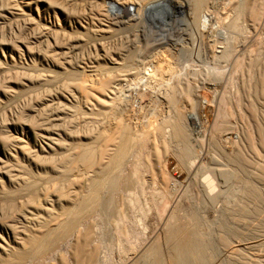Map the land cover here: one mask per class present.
Here are the masks:
<instances>
[{
    "label": "rangeland",
    "instance_id": "obj_1",
    "mask_svg": "<svg viewBox=\"0 0 264 264\" xmlns=\"http://www.w3.org/2000/svg\"><path fill=\"white\" fill-rule=\"evenodd\" d=\"M135 1L0 0V147L11 146L9 126L28 127L30 122L40 133L47 126L55 143L61 141L54 152L36 157L38 162L19 154L21 163L17 164L0 155V178L6 185L0 188V222L24 238L22 231L30 232L32 223L24 222L20 214L29 205V197H37L45 186L55 192L58 189L63 201L43 213L36 228L43 230L23 249L31 248L34 258L48 252L47 241L58 244L51 257L54 253L67 254L68 241L79 229L80 239L98 245L87 248L91 255L86 250L82 256L92 260L99 248L100 257H93L99 264L105 257V264L121 263L131 242L140 247L158 240L161 245L154 244L152 253L167 256L169 238L180 242L197 239L202 244L210 238V226L218 223L223 224L231 242L242 253L247 247L246 254L252 257L251 252L260 249L258 243L264 244L260 231L264 182L255 176L253 157L255 152L264 153L260 145H251L243 128L255 133L257 125L251 116H259L257 122L264 125V103H259L262 92L264 96V0H239L237 7V0H200L203 5L194 12L197 29L193 18L185 20L179 13V20L166 16L160 25L156 23L162 16L149 20L143 8L158 0H139L142 4L135 17L119 16L111 6L114 2L130 8L137 5ZM205 13L222 16L219 27L202 29L201 15ZM166 22L173 28L161 31ZM27 44L30 53L23 49ZM224 50L229 52L226 57ZM194 67L200 72L197 80L190 77ZM106 81V89L109 86L122 100L125 90L130 89L141 98L138 109L132 102L134 97L124 98L122 108L132 116H123L117 137L112 135L117 127L115 105L99 103L101 98L110 100L107 91L100 92ZM186 82L191 84L188 98ZM225 93L231 127L222 120L220 101ZM195 113L200 120L197 126L189 119ZM177 118L182 121L180 136L175 126ZM105 134L111 136L103 139ZM99 146L110 148L105 159ZM87 149H95L92 167L82 166L76 156ZM261 158L259 162L264 160ZM13 166L18 171L11 169ZM40 166L42 173L47 171L43 178L36 176L35 167ZM16 175H27L38 182L29 190L18 191L13 183ZM206 178L215 184L213 201L204 194ZM164 188L170 194L167 199L161 196ZM32 189L37 192L31 195ZM64 214L70 215L67 221ZM57 219L63 220L62 229L53 225ZM212 238L220 239L219 235ZM37 241L47 249H34ZM59 241L62 244L57 247ZM33 257L24 264L52 262L46 257ZM85 259V264L95 260L86 263ZM167 262L162 259L163 264Z\"/></svg>",
    "mask_w": 264,
    "mask_h": 264
},
{
    "label": "bare ground",
    "instance_id": "obj_2",
    "mask_svg": "<svg viewBox=\"0 0 264 264\" xmlns=\"http://www.w3.org/2000/svg\"><path fill=\"white\" fill-rule=\"evenodd\" d=\"M135 1V0H134ZM138 2L137 5H133L131 6L130 8H127L124 6V5H121V4H117V3H112V9L117 13L119 14V16H127V15H130V16H134V15H137L139 12H140V3L142 4L141 1L137 0ZM156 1V0H155ZM133 2V1H132ZM185 3H179L177 0H158L157 2H155L154 4H147L145 5V7L143 8V11L146 15L147 18H149V20H151L152 18L153 19H157L155 18V16H162L158 19L159 22L156 23V25H160L163 21H165V17L166 16H169L170 18H176L179 20V16L176 14H180L182 15V18H185V20H187V18H193L194 22H195V29H197V26L199 27V24L197 23V18L198 16H195V11L197 10L199 12V10L201 9V5H203V3L199 0H185L184 1ZM236 2V0H235ZM134 3V2H133ZM153 3V2H152ZM240 5V2L239 0H237L235 6H239ZM164 7V9L162 8V10L160 9L161 7ZM139 8V9H138ZM159 8V9H158ZM142 9V8H141ZM159 10V11H158ZM1 11L3 10H0V14H1ZM104 11V10H103ZM196 11V12H197ZM103 13V12H102ZM105 13V11H104ZM194 15V16H191V15ZM197 14V13H196ZM135 17V16H134ZM201 27L202 29H213V28H217L219 27V25L221 24L220 22L222 21V16H213L212 14L210 13H205V14H202L201 15ZM56 19V18H55ZM57 20V19H56ZM55 20V21H56ZM58 21V20H57ZM169 21V20H168ZM171 21V20H170ZM199 21V19H198ZM193 22V23H194ZM59 23V22H58ZM189 23V22H188ZM57 24V23H56ZM190 24V23H189ZM59 25V24H58ZM163 25V24H162ZM92 26V25H91ZM135 26V25H134ZM191 26V25H190ZM106 27V26H105ZM88 28V26H87ZM173 27H172V24L171 22L168 23H164L163 26H161L160 30L163 31V30H171ZM15 48H18L17 45H15ZM24 50L26 49V51L29 52V46L27 44V46L25 45V48H23ZM30 53V52H29ZM191 53V52H190ZM224 55L223 56H228V53L226 50L223 51ZM186 54V53H185ZM184 54V55H185ZM191 56V55H190ZM193 56V55H192ZM20 57V56H19ZM18 57V58H19ZM11 61H15L13 58L11 59ZM19 61V59H18ZM53 62H55L54 60H52ZM59 62V61H57ZM56 62V63H57ZM59 65V64H58ZM94 67V66H93ZM215 70L218 69V67H213ZM191 75L194 77L192 79H195L198 75H200V72H199V69L198 67H194V69L191 71L190 73V77ZM200 77V76H199ZM197 80V78H196ZM196 80H193V81H196ZM188 81V80H187ZM107 82V81H106ZM263 82V81H262ZM261 83V81H260ZM187 88H185V94L188 98V94L191 92L190 90H188V86H190L191 84L188 82L185 83ZM100 85V84H99ZM107 85H109V82L107 83H104V87L102 86L101 91H107V97L110 98V100L108 99H100L99 100V103L103 104L104 106H113L115 105V110H117V118H116V128H115V134H112L113 136L116 135L117 137V134L119 130H121V127H122V118L124 115L130 117L132 116V114L130 115L129 113H127V111L125 112V108H122L124 107L125 105V101H124V98H126L127 100L131 99V97H135V96H138V94H136V91L134 89H130L131 91H128V90H125V94L123 93L124 97H123V100L121 97H119V95L115 92L112 93V89H109V86H108V89L107 88ZM143 85V84H142ZM257 86H258V82H257ZM79 87V86H78ZM101 87V85L99 86ZM133 87H136V86H133ZM82 90V88H80ZM191 89V88H190ZM82 91H85V90H82ZM142 91V90H141ZM190 91V92H189ZM263 91V88H261V92ZM196 92V91H195ZM89 93H92L91 91ZM111 93L113 94L111 96ZM134 93V94H133ZM83 95V93H81ZM103 94V93H102ZM122 94V93H121ZM191 95V94H190ZM262 97H261V101H259L260 103V106H261V103H264V96H263V92H262ZM77 96V95H76ZM92 96V95H91ZM106 96V95H105ZM140 96V95H139ZM84 97V96H83ZM86 97V96H85ZM89 97V96H88ZM95 97V95H94ZM97 97V96H96ZM99 97V96H98ZM190 97V96H189ZM74 98V97H73ZM92 98V97H91ZM97 99V98H96ZM192 99V98H190ZM82 100V99H81ZM87 100V99H86ZM91 100V99H90ZM259 100H260V97H259ZM89 102V101H88ZM97 100H96V104H97ZM192 102V100L190 101ZM223 103V110H222V120L223 122H225L227 125H229L228 127H231V122L229 121V116L227 114V107H228V102H229V98L227 96V94H223L222 97H221V101ZM221 103V104H222ZM90 104V103H89ZM88 104V105H89ZM130 104V103H129ZM195 102L193 103L192 102V105L193 107L195 106L194 105ZM86 106V105H85ZM92 106V105H91ZM260 106H259V109H260ZM95 107V106H94ZM102 107V106H101ZM192 107V106H191ZM197 107V106H196ZM87 108V107H86ZM97 108V107H96ZM103 109V108H102ZM256 109V107L254 108ZM130 112V111H129ZM135 114V113H134ZM141 114V113H140ZM243 114V113H242ZM18 115V114H17ZM257 115V114H256ZM264 115V113H263ZM5 118V117H4ZM252 118V121H253V124L255 123V126L256 127V131L255 133H252L251 131L252 130H247L243 128V134L249 138L250 140V143L253 147H256V144L260 145L261 148L263 149V153H264V125L260 124L257 122V119L259 120L260 117L258 116V118L256 117H250ZM255 121H254V119ZM179 118H177V120L175 121V126H176V129H177V134L180 136L182 135L181 131L183 130V127H181V122L182 121H179L178 120ZM190 120H192L195 124V126L198 125L199 123V117L198 115H196V113L194 115H192L190 118ZM13 120V119H12ZM2 121V120H1ZM19 121V120H17ZM23 121V120H22ZM25 121V120H24ZM5 122V121H4ZM30 122V120H29ZM220 122V121H219ZM14 123V122H13ZM17 123V122H16ZM24 123V122H23ZM26 123V122H25ZM31 123V122H30ZM30 123L28 124V127H24V126H19L16 125V124H13L11 127L9 126V129H10V134H9V139L10 142L8 145L11 144L10 147H0V155H4V156H8L10 157L14 163H19V159H18V155L21 154L23 156H27L28 158H32L31 161L35 160L36 157H46L47 154L49 152H54L56 150V145H59L61 143L58 144L57 142L55 143V138L52 137L51 133L48 132L47 129V126L44 127V130L43 132H39V129H35L36 127H31L30 126ZM42 123V122H41ZM2 124V123H1ZM183 124V123H182ZM104 125V124H102ZM107 125V124H106ZM200 125V124H199ZM243 125V124H242ZM34 126V125H33ZM254 126V125H253ZM41 128V127H40ZM202 128V127H201ZM2 129L1 125H0V130ZM43 129V127H42ZM182 129V130H181ZM106 130V129H105ZM99 131V130H98ZM104 130H102L103 132ZM86 132V131H85ZM89 132V131H87ZM105 132V131H104ZM103 132V133H104ZM100 133V132H99ZM102 133V135H103ZM8 134V133H7ZM87 134V133H86ZM176 134V135H177ZM186 134V133H185ZM57 135V134H56ZM90 135V134H89ZM98 135V134H97ZM101 135V134H100ZM104 136V135H103ZM108 136H111V134H105V137H103V139L107 138ZM185 136V135H184ZM8 137V136H7ZM55 137V136H54ZM101 137V136H99ZM183 137V136H181ZM57 138V137H56ZM184 138V137H183ZM95 139V138H94ZM186 139V138H185ZM57 140V139H56ZM59 141V140H57ZM181 140H179L180 142ZM187 141V140H186ZM184 143V142H183ZM95 144V143H94ZM181 144H182V141H181ZM188 145V144H186ZM89 145H86L85 147H87ZM184 146V145H183ZM100 147V146H99ZM102 147V146H101ZM100 147V149H101ZM186 147V146H185ZM79 149V148H78ZM100 149L98 150V153L100 151ZM103 149V147H102ZM101 149V150H102ZM107 151H106V150ZM103 149V151L105 152V154L102 156V152L101 151V157L105 159V155H109V151H110V148H106ZM94 152H95V149H93ZM93 150L92 149H87V150H84L83 152H79L77 153V158H80V161H81V164H83L82 166L86 165V166H91V159H92V154H93ZM186 150V149H185ZM189 150V148H188ZM187 150V151H188ZM75 151V150H74ZM77 151V150H76ZM103 152V153H104ZM96 155V154H95ZM94 155V158H99V155L98 157H96ZM50 156V155H49ZM75 156V157H76ZM169 156V155H168ZM51 157V156H50ZM74 157V158H75ZM108 158V156H106ZM261 157H264V154H260V153H256L255 152V156L253 157L254 161H253V168L255 169L254 172L256 173V178L260 181H263L264 182V164H263V161L264 160H261L262 158ZM22 158V157H21ZM93 158V159H94ZM106 158V159H107ZM259 158H261L260 160L262 162H259ZM6 159V158H5ZM40 159V158H39ZM49 159V158H48ZM104 159H99V160H102V162H104ZM2 160V159H1ZM62 160V159H61ZM79 160V159H77ZM98 160V161H99ZM30 161V160H29ZM28 161V162H29ZM38 162V160H35ZM45 162V159L43 160ZM79 161V162H80ZM93 161H96L98 162L97 160H93ZM167 161V160H166ZM47 162V161H46ZM45 162V163H46ZM75 162V161H74ZM78 162V161H77ZM6 163V162H5ZM4 163V164H5ZM21 163V162H20ZM19 163V164H20ZM58 163V162H57ZM76 163V162H75ZM74 163V164H75ZM162 163V162H160ZM165 163V162H164ZM2 164V163H1ZM2 164V165H4ZM51 164V163H50ZM94 164V162H93ZM96 164V163H95ZM7 165V164H6ZM22 165V164H21ZM27 165V164H26ZM40 165V164H39ZM160 165V164H159ZM53 166V165H52ZM85 166V167H86ZM10 167V166H9ZM8 167V168H9ZM15 166L11 167V169H13ZM50 167V166H49ZM57 167V165H56ZM84 167V168H85ZM92 167V166H91ZM1 168V167H0ZM34 168V167H33ZM87 168V167H86ZM89 168V167H88ZM164 168V167H163ZM167 168V167H166ZM15 169L18 171L17 167H15ZM43 168H38V167H35V172H36V176H45L44 174H47L46 172L47 171H43L44 173H42V170ZM54 167H51V170H53ZM61 169V168H60ZM7 170V169H5ZM3 170V171H5ZM9 170V169H8ZM56 170V169H55ZM59 170V169H57ZM75 170V169H74ZM137 170V169H136ZM147 170V169H146ZM20 171H21V168H20ZM23 171V170H22ZM21 171V172H22ZM26 171V170H25ZM24 172V171H23ZM28 172V171H27ZM134 172V171H133ZM137 172V171H136ZM134 172V174L136 173ZM1 173H2V170H1ZM7 173V172H6ZM51 173V172H50ZM78 173V172H77ZM28 174V173H26ZM30 174V173H29ZM33 174V173H32ZM18 175V174H17ZM16 175V176H17ZM31 175V174H30ZM56 175V174H55ZM27 176V175H26ZM25 175H19L17 176V178L15 179V182L14 185L17 187L16 189H18V191H22L23 190H29L30 188L34 187L35 186V183L38 182L37 180H33L35 182L32 181V178L30 177H26ZM34 176V175H33ZM42 176V178H43ZM5 177V176H4ZM7 177V176H6ZM12 177V176H11ZM52 177V176H51ZM41 178V177H40ZM13 179V178H12ZM8 181V180H7ZM13 181V180H12ZM40 182V181H39ZM75 183V182H74ZM47 185V184H46ZM76 185V184H75ZM78 185V183H77ZM137 186V185H136ZM6 185L4 183V181L0 178V188H5ZM37 187V186H36ZM45 187V186H44ZM40 188L37 197L35 198H30L29 197V200H25L27 202V204H29L27 207L24 208V210L22 211V215L23 216V219H24V222H30L32 223V225H29L28 227H31V231L30 232H26V231H22V232H25L23 235L26 237H18L17 234H16V231L14 229L11 230L10 228L7 230L6 229V224L4 226L3 223L5 222H0V264H24V262L26 260H28L27 263L30 262V258L32 259V257L34 256L31 252V248L29 249H26V250H23L25 248H27V244L28 243H32V239L36 238L37 235H39V231L40 230H43L42 228L40 230L36 229L37 228V225L39 223H41L42 221V216L44 215L43 213H48V212H51V209L52 207L50 208V206L54 205V204H62V201H63V194H61L58 189L56 190L57 192L53 190H49L50 188L47 187V189L45 188ZM68 187V186H67ZM214 189H215V184L213 182V179L211 178H206L203 182V190H204V194H205V197L209 200V199H213L215 196L213 195V192H214ZM33 190V189H32ZM71 190V189H70ZM1 191V190H0ZM16 191V190H15ZM25 192V191H24ZM28 192V191H27ZM35 193L37 192L35 189L32 191V192H29L30 194L31 193ZM78 192V191H77ZM65 193V192H63ZM69 193V192H68ZM67 193V194H68ZM73 193V192H72ZM71 193V194H72ZM158 193V192H157ZM59 194V195H57ZM32 195V194H31ZM75 195V194H74ZM135 195V194H134ZM169 191L167 189H162L161 190V196H163V199H167V197H169ZM69 196V195H68ZM68 196L64 197L67 198ZM77 196V195H76ZM83 196V195H82ZM151 196V195H150ZM69 198V197H68ZM87 198V197H86ZM25 199H28L27 197ZM72 199V197H71ZM153 199V198H151ZM169 200V199H168ZM69 201H72V200H69ZM76 201V200H75ZM213 201V200H212ZM25 202V203H26ZM65 202V201H64ZM74 202V201H73ZM71 203V202H70ZM154 203V201H153ZM26 204V205H27ZM160 204V203H159ZM20 205V204H19ZM23 205V204H22ZM67 205V204H66ZM75 205V203H74ZM134 205V204H133ZM138 205V204H137ZM148 205V204H147ZM156 205V204H155ZM25 206V204H24ZM23 206V207H24ZM71 206V205H70ZM140 206V205H139ZM66 207V206H65ZM12 208V207H11ZM10 208V209H11ZM19 208V207H18ZM21 208V207H20ZM77 208V207H76ZM84 208V207H83ZM73 209V208H72ZM75 209V208H74ZM140 209V208H139ZM78 210V209H76ZM16 211V210H15ZM20 211V210H18ZM71 211V210H70ZM72 212V211H71ZM77 212V211H76ZM83 212V211H82ZM14 213V212H13ZM21 213V212H20ZM68 213V212H67ZM71 214V213H70ZM78 214V213H77ZM65 215V214H64ZM63 215V216H64ZM66 216V215H65ZM64 216V217H65ZM70 216V215H69ZM69 216H66L64 219H66L67 221V217ZM60 217V216H59ZM85 217V216H84ZM71 218V217H70ZM73 219V218H72ZM2 220H6L5 219H2ZM79 220V219H78ZM46 221V220H45ZM73 221V220H72ZM21 222V221H20ZM81 222V221H80ZM8 223V222H7ZM53 223V222H52ZM63 220H60V219H57L55 221V223H53V225L57 228H61L63 227ZM73 223V222H72ZM85 223V221H84ZM13 224V223H12ZM25 224V223H24ZM67 223H65V226H66ZM87 224V222H86ZM9 225V224H8ZM52 225V226H53ZM68 225V224H67ZM88 225V224H87ZM10 226V225H9ZM23 226H27L26 225H23ZM64 226V227H65ZM73 226V225H72ZM81 226V225H80ZM92 226V224H91ZM43 227V226H42ZM48 227V226H47ZM54 227V228H55ZM89 226H87L88 228ZM261 227V235L264 237V221L261 223L260 225ZM24 228V227H23ZM21 228V229H23ZM45 228V227H44ZM71 228V227H70ZM74 228V227H73ZM28 229V228H27ZM26 229V230H27ZM62 229V228H61ZM84 229V228H83ZM223 229V230H222ZM18 230V229H17ZM53 230V229H52ZM57 230V229H56ZM59 230V229H58ZM74 230V229H73ZM91 230V229H90ZM222 230V231H221ZM80 231V229L78 230ZM77 231V234L75 233V235H73V237L70 239V241H68V245H69V250L67 254H56V256L53 254L51 257V253L58 250L56 249V244L55 242H51V241H47V243H45V245L47 247H49V249L46 248V246L43 245V242L42 244L41 241H37V243L35 242L33 247L34 249H37V248H40V246H44V248L47 249V253L44 254L43 256H36V257H46V259H50L49 260H46V261H49L51 262V264H57L56 262H58V264H85L84 262V259H85V256L82 254L84 252L87 253V251L89 252V250H87V248H89L92 243H89L88 240H82L80 239V233ZM43 232V231H42ZM41 232V233H42ZM48 232V231H47ZM52 232V231H51ZM58 232V231H57ZM62 232V231H61ZM76 232V231H75ZM84 232V231H83ZM91 232V231H90ZM6 233V234H5ZM49 233V232H48ZM47 235H50L48 234ZM55 233V232H54ZM59 233V232H58ZM73 234V232H72ZM123 234V233H122ZM174 234V233H173ZM46 235V236H47ZM84 235V234H83ZM127 235V233H126ZM208 235H210V238L209 239H206V240H203V243L201 244L197 239H191L189 241H186V242H180V240H173L171 238H167L169 241L168 244L166 245L167 246V249H168V254H166L167 256H164V255H156V254H153L155 252L152 253L153 248H154V244H156L158 242V240H156V243H153V245L151 243H148L146 242V245L144 244V246H134L135 244L134 243H128V248L126 249L127 250V253L126 255L124 256V260L121 262V263H117V264H163L162 263V259L164 258V260L167 259V264H251L249 261H254L255 263H259V264H263L264 262V244L263 243H258V246L260 247V249L258 251L254 250L253 252H251L252 254V257L251 255H247L246 251L247 250V247H244L245 248V251L242 253L240 251L239 248H237L230 240V237L228 236L229 233L225 230L223 224L221 223H218L217 225H211L210 226V232L208 233ZM214 235L220 237V239H217V238H212L214 237ZM36 236V237H35ZM42 236V235H41ZM40 236V237H41ZM69 236V235H68ZM71 236V235H70ZM89 236V235H87ZM174 236V235H173ZM176 236V235H175ZM43 238V237H42ZM45 238V237H44ZM82 238V237H81ZM119 238V237H118ZM212 238V239H211ZM30 239V240H29ZM37 239V238H36ZM84 239V238H83ZM89 239V237H88ZM43 240V239H42ZM46 240V239H45ZM59 240V238H58ZM61 240V239H60ZM173 240V241H172ZM35 240H33L34 242ZM57 242V240H55ZM94 241V240H93ZM92 241V242H93ZM148 241V240H147ZM161 241V240H160ZM165 241V240H163ZM45 242V241H44ZM48 242H51L48 243ZM60 242V245L57 246V247H60L61 246V241ZM97 242V241H96ZM118 242V241H117ZM151 242V241H149ZM155 242V241H154ZM162 242V241H161ZM166 242V241H165ZM164 242V243H165ZM121 243V242H120ZM159 243V242H158ZM156 244L157 245H161L160 243L159 244ZM163 243V244H164ZM66 244V243H65ZM97 244V243H96ZM94 243V245H96ZM118 244V243H117ZM134 244V245H133ZM92 245V246H94ZM105 245V244H104ZM91 246V247H92ZM98 245H96L97 247ZM117 246V245H116ZM164 246V245H162ZM65 247V246H64ZM95 247V246H94ZM43 248V247H42ZM43 248V249H44ZM119 248V247H118ZM161 248V247H160ZM163 248V247H162ZM165 250H166V247H164ZM33 249V248H32ZM41 249V248H40ZM99 248H96L93 250L95 252H97V254L95 255V252H94V255L97 257V255L100 253V249L98 250ZM104 249V248H103ZM121 249V248H120ZM157 249V248H156ZM159 249V247H158ZM45 250V249H44ZM87 250V251H86ZM91 250V248H90ZM152 250V251H151ZM163 250V249H161ZM34 251V250H33ZM37 251V250H36ZM35 251V252H36ZM40 251V250H38ZM42 251V249H41ZM60 251V250H59ZM92 251V250H91ZM99 251V253H98ZM159 251V250H158ZM46 252V250L44 251ZM43 252V253H44ZM93 254V252H91ZM39 254V253H38ZM90 254V252H89ZM103 254V253H102ZM153 254V255H152ZM162 254V253H161ZM33 255V256H32ZM36 255V254H35ZM86 255V254H85ZM91 255V254H90ZM89 255V256H90ZM105 255V254H104ZM121 255V254H120ZM88 256V255H86ZM88 256V257H89ZM93 256V255H92ZM93 256V257H95ZM35 257V258H36ZM83 257V258H82ZM92 257V260L91 257H90V261L93 262V258ZM100 256L97 257V259L99 258ZM102 259L104 256H101ZM108 257V255H107ZM254 257V258H253ZM34 258V257H33ZM34 258V259H35ZM83 260H82V259ZM106 258V257H105ZM103 260V263L100 262V264H105V259ZM110 258V256H109ZM108 258V259H109ZM166 258V259H165ZM33 259V260H34ZM44 259V258H42ZM81 259V260H80ZM123 259V258H121ZM87 258L85 259V262L87 263ZM101 260V259H99ZM46 263L45 260H42ZM112 261V260H110ZM114 261V260H113ZM263 261V262H262ZM34 262V261H32ZM39 262V261H38ZM91 262V263H92ZM94 262L98 263L97 260L95 259ZM93 262V264H95ZM105 262V263H104ZM90 264V262H88ZM115 263V262H114ZM26 264V263H25ZM33 264V263H32ZM47 264V263H46ZM49 264V263H48ZM99 264V263H98ZM166 264V263H165Z\"/></svg>",
    "mask_w": 264,
    "mask_h": 264
},
{
    "label": "built area",
    "instance_id": "obj_3",
    "mask_svg": "<svg viewBox=\"0 0 264 264\" xmlns=\"http://www.w3.org/2000/svg\"><path fill=\"white\" fill-rule=\"evenodd\" d=\"M132 102L135 104L134 107L138 109L139 105L141 104V98L139 96H135L132 98Z\"/></svg>",
    "mask_w": 264,
    "mask_h": 264
}]
</instances>
